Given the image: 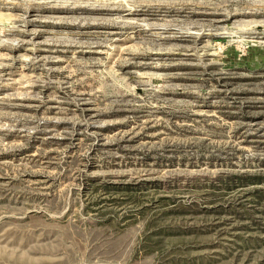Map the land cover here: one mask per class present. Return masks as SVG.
Returning <instances> with one entry per match:
<instances>
[{
  "label": "rangeland",
  "instance_id": "obj_1",
  "mask_svg": "<svg viewBox=\"0 0 264 264\" xmlns=\"http://www.w3.org/2000/svg\"><path fill=\"white\" fill-rule=\"evenodd\" d=\"M0 264H264V0H0Z\"/></svg>",
  "mask_w": 264,
  "mask_h": 264
}]
</instances>
